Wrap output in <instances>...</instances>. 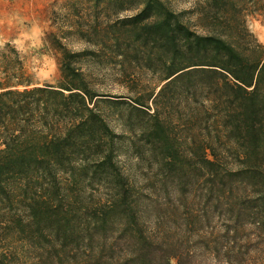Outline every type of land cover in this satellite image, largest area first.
<instances>
[{
	"label": "trees",
	"instance_id": "16d2710c",
	"mask_svg": "<svg viewBox=\"0 0 264 264\" xmlns=\"http://www.w3.org/2000/svg\"><path fill=\"white\" fill-rule=\"evenodd\" d=\"M83 1V21L73 6L78 22L44 37L56 84L0 46V238L31 246V264H197L201 250L242 262L241 230L264 244V43L246 22L264 0ZM90 61L129 99L105 97ZM124 138L139 180L117 161ZM18 258L0 247V264Z\"/></svg>",
	"mask_w": 264,
	"mask_h": 264
},
{
	"label": "rangeland",
	"instance_id": "374dc122",
	"mask_svg": "<svg viewBox=\"0 0 264 264\" xmlns=\"http://www.w3.org/2000/svg\"><path fill=\"white\" fill-rule=\"evenodd\" d=\"M77 1V2H76ZM175 9L186 8L191 0H170ZM85 1L83 0H0V46L6 41L13 44L23 58L25 72L38 83L56 84L59 79V69L56 63L55 50L44 41L47 32L53 31L61 34V30L84 20L81 17L85 13ZM79 10L78 17L74 14V7ZM85 16V15H84ZM248 28L254 36L264 43V9L248 11L246 15ZM73 49L90 47L78 37L76 33L68 34L62 39ZM86 70L95 75V86L106 93L105 97L114 99H129L127 89L117 82L112 75L111 65L106 62L90 61L86 63ZM98 107L103 112L110 125L117 131L120 130L117 109L114 104L99 102ZM128 146L126 138L118 142L117 161L121 168L139 178V164L137 158ZM250 237L248 251L242 262L233 263L222 256H215L212 252L202 251L196 257L197 264H264V244L256 239V230H241ZM10 247L18 254L21 264H31L34 259V250L25 241L19 240L13 235L5 234L0 238V247ZM175 257L170 258L172 264Z\"/></svg>",
	"mask_w": 264,
	"mask_h": 264
}]
</instances>
